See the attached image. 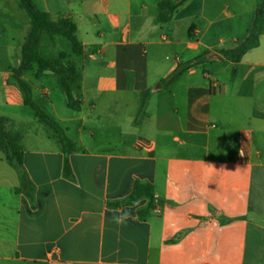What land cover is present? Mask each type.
<instances>
[{"label": "crops", "instance_id": "crops-1", "mask_svg": "<svg viewBox=\"0 0 264 264\" xmlns=\"http://www.w3.org/2000/svg\"><path fill=\"white\" fill-rule=\"evenodd\" d=\"M162 1L33 0L52 22L72 21L92 57L81 70V112L67 107L66 96L49 100L34 89V102L56 124L74 127L75 150L54 139L28 146L25 134L22 168L0 151V264H264V116L256 127L220 128L190 101L197 79L207 81L206 101L232 89L238 101L262 100L264 60L252 57L264 44V10L257 45L236 62L224 52L252 39L258 0H197L186 22L181 13L194 1L187 0L169 23L159 19ZM30 26L19 0H0L8 103H17L12 72ZM209 51L217 61L210 78L190 68L162 86L178 69L169 56L190 61ZM137 186L151 197L110 206Z\"/></svg>", "mask_w": 264, "mask_h": 264}, {"label": "rangeland", "instance_id": "rangeland-1", "mask_svg": "<svg viewBox=\"0 0 264 264\" xmlns=\"http://www.w3.org/2000/svg\"><path fill=\"white\" fill-rule=\"evenodd\" d=\"M164 1V0H163ZM243 4L248 5L251 0H240ZM179 0H174L173 3L177 4ZM198 6V1L194 0L185 10L181 13V18L188 22L192 17V14L196 11ZM63 19L56 21L59 23ZM189 38L191 42H196V28L193 27L189 30ZM78 37V36H77ZM249 43V42H247ZM91 49L82 53V56H78L74 50L72 43L65 37L61 35H49L46 32L40 34V54L44 59L54 62L55 69L53 71H47L42 74L39 73L38 65H34L32 71L23 74H18L16 70L12 72L13 80L16 83V87L13 89V97L17 103H8L5 96V88L2 86L5 80L6 72L0 70V118L3 119V129L4 133L13 137L16 144L21 146L24 142V135L28 134V140L26 143L28 146L34 144H54L55 141L60 144H64L67 139H76V132L74 127L70 129L69 132L59 126L54 122L53 126L46 123L40 122L36 117L34 112L29 108L24 106L23 101L20 103V95H22V100L26 97L25 92L22 91L20 83H24L31 94V98L34 97V89L38 90V95L42 98L57 99L58 97L66 96L65 89L61 86V75L59 73L60 67H69L75 65L77 67V72L81 78L73 85L77 97L82 98V68L87 64L92 55L89 53ZM216 56L215 51H209L203 55L195 57L190 61L183 60L181 58L169 56L170 60L177 61L178 69L177 72L171 77L165 79L162 82L163 87L172 85L174 80L189 71L190 68H198L202 71V75L205 78H210L211 70L213 68L214 62H217L214 57ZM252 59L264 60V44L262 49L256 52V55ZM168 61V60H167ZM213 62V63H212ZM20 64V63H19ZM199 70V74L201 71ZM249 72V71H248ZM207 81L197 79L193 83H190L192 88V93L190 95L191 103L198 105L203 110H207L210 113L211 120L218 124L220 128L230 127V128H242V127H256L258 116H264V96H259L262 100L259 103L254 101H238L234 98V91L229 93L228 98L214 99L206 101L204 98V85ZM213 82V89L216 92H221L222 88ZM197 85V86H196ZM236 90V88H234ZM51 93V96L48 94ZM149 94L144 98V107L146 108V102ZM185 102L181 98V103ZM39 105V104H38ZM40 106V105H39ZM41 107V106H40ZM59 114L62 117H66L68 113L67 108L63 105H58ZM45 112V110L41 107ZM145 109H142V112ZM70 112V111H69ZM18 136L20 138H18ZM38 136V137H35ZM50 137V138H49ZM52 138V139H51ZM4 137L0 131V141ZM55 141H54V140ZM261 148H264V142L261 143ZM11 161H15L16 157L10 153H5Z\"/></svg>", "mask_w": 264, "mask_h": 264}, {"label": "trees", "instance_id": "trees-1", "mask_svg": "<svg viewBox=\"0 0 264 264\" xmlns=\"http://www.w3.org/2000/svg\"><path fill=\"white\" fill-rule=\"evenodd\" d=\"M173 1L174 0H164L159 4L160 22L169 23L172 20L174 13L181 6H183L187 0H179L177 4H174ZM19 2L20 7L28 15L31 26L22 49V58L19 68L16 71L18 74L32 71L34 65H38L40 74L47 71H53L55 69L54 62L44 59L40 54V34L43 32H46L49 35H61L67 38L72 43L74 52L78 56H82L83 46L77 37V28L72 21L69 19H63L59 23L52 22L46 13H43L36 8L33 0H19ZM258 2L259 8L256 20V28L258 29L254 31L252 39L248 41L249 43H251V41L253 42L251 44L246 42L237 50L224 52L230 60L239 62L246 52H248V50L257 45L256 40L259 31V23L263 19L264 10L263 0H258ZM59 73L61 75V86L65 89L67 107L75 113L81 112L82 102L77 97V94L73 89V85L79 78H81L77 72V67L75 65H71L69 67H60ZM20 86L22 91L26 94V97L23 100L24 106L29 107L40 122L53 126L54 121L41 109V107L36 102H34L26 85L24 83H20ZM2 125L3 119L0 118V131L4 137V139L0 141V151L10 154L13 153V155L16 157L15 161L17 162L18 166L22 168V145H17L13 137L4 133L5 131ZM18 138L20 137L18 136ZM64 145L68 152L75 150V145L70 140L65 141ZM8 160H11L9 156ZM64 170L66 176L70 177L72 172L68 157L65 158ZM22 187L24 190H28L30 187V180L25 171L22 173ZM143 192L144 194L146 193V196L151 197L152 195V193H149L147 189L137 186L134 193L129 198L110 204V206L121 207L135 204L142 198L144 195Z\"/></svg>", "mask_w": 264, "mask_h": 264}, {"label": "clouds", "instance_id": "clouds-1", "mask_svg": "<svg viewBox=\"0 0 264 264\" xmlns=\"http://www.w3.org/2000/svg\"><path fill=\"white\" fill-rule=\"evenodd\" d=\"M129 216H130V213L125 212L122 216L115 217L114 219L119 224V223H123Z\"/></svg>", "mask_w": 264, "mask_h": 264}]
</instances>
